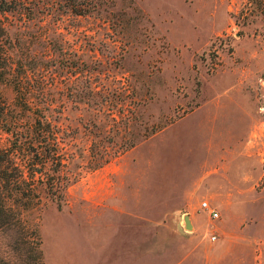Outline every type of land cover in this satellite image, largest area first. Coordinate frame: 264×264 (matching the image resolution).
I'll list each match as a JSON object with an SVG mask.
<instances>
[{
  "label": "rangeland",
  "instance_id": "rangeland-1",
  "mask_svg": "<svg viewBox=\"0 0 264 264\" xmlns=\"http://www.w3.org/2000/svg\"><path fill=\"white\" fill-rule=\"evenodd\" d=\"M4 1L0 126L63 139L61 207L22 213L44 264H264L259 1Z\"/></svg>",
  "mask_w": 264,
  "mask_h": 264
},
{
  "label": "trees",
  "instance_id": "trees-1",
  "mask_svg": "<svg viewBox=\"0 0 264 264\" xmlns=\"http://www.w3.org/2000/svg\"><path fill=\"white\" fill-rule=\"evenodd\" d=\"M258 1L264 12V0ZM12 9L0 0L1 16ZM5 39L6 28L0 19V75L12 69ZM3 105L0 90V117ZM0 132L7 135L4 142L0 135V264H44L41 240L26 226L22 213L40 207L42 193L61 207L67 187L62 171L63 139L59 128L39 114L31 124L6 121Z\"/></svg>",
  "mask_w": 264,
  "mask_h": 264
},
{
  "label": "built area",
  "instance_id": "built-area-1",
  "mask_svg": "<svg viewBox=\"0 0 264 264\" xmlns=\"http://www.w3.org/2000/svg\"><path fill=\"white\" fill-rule=\"evenodd\" d=\"M200 208L203 210V211H208L209 212V216L211 218H217L218 214L217 212H215L214 210H211L208 203L206 201H203L201 202L200 204ZM212 240H215V237H212Z\"/></svg>",
  "mask_w": 264,
  "mask_h": 264
},
{
  "label": "water",
  "instance_id": "water-1",
  "mask_svg": "<svg viewBox=\"0 0 264 264\" xmlns=\"http://www.w3.org/2000/svg\"><path fill=\"white\" fill-rule=\"evenodd\" d=\"M184 222H185V228L191 229V224L189 222V217L188 216L184 217Z\"/></svg>",
  "mask_w": 264,
  "mask_h": 264
}]
</instances>
